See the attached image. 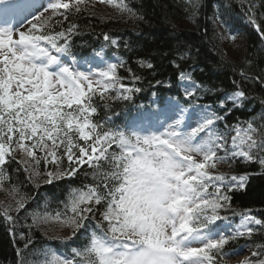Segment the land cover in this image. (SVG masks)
<instances>
[{
    "label": "snow or ice",
    "instance_id": "obj_1",
    "mask_svg": "<svg viewBox=\"0 0 264 264\" xmlns=\"http://www.w3.org/2000/svg\"><path fill=\"white\" fill-rule=\"evenodd\" d=\"M85 2L48 0L46 7L40 5L44 11L37 10L35 15V0L0 9L22 18L31 15L24 19L28 25L24 31L11 25L0 27V187L8 178L4 166L9 162L18 163L35 187H39L34 183L37 178L52 184L83 172L86 180L91 179V183L69 187L63 208L55 215L26 214L24 219L30 216L32 223L21 225L29 232L19 233L27 242L24 249L17 248L16 264H26L23 252L33 243L32 227L49 220L72 230L62 243L79 233L86 241L71 247L67 255L34 250L33 255L42 259L27 264H218V258L241 251L226 246L264 234V219L253 215L252 209L232 207V194L244 190L252 174L231 169L237 162L258 163L264 174V113L237 118L232 124L227 117L248 99L242 82L260 78L241 69V81L233 80L234 90L226 91L198 82L192 72L182 70L177 80L183 101L169 98L162 109L137 112L122 125L112 116L96 120L97 98L106 110L109 100L130 101L142 91L135 83L143 77L128 68L132 83H125L128 78L118 73L125 66L122 59L104 63L97 71H80L63 62L62 56L73 55L72 36L78 27L63 24L72 9L79 12ZM100 2L136 15L126 0ZM239 6L264 41V12L257 13L253 0H239ZM260 6L264 7V0ZM56 27L61 30L55 31ZM104 40L118 47L108 34ZM93 55L101 57L102 52ZM172 63L179 68L175 60ZM137 64L154 67L143 58ZM161 84L172 87L170 81H156ZM209 95L216 99L200 103ZM222 165L229 171H220ZM9 194L19 199L14 208L4 205L0 217L13 225L9 231L15 235L18 218L11 213L25 210L30 197L16 185ZM221 212H231L239 222L232 225L231 218ZM218 221L228 224L221 228ZM241 264H264V242L255 243L251 257Z\"/></svg>",
    "mask_w": 264,
    "mask_h": 264
},
{
    "label": "trees",
    "instance_id": "obj_2",
    "mask_svg": "<svg viewBox=\"0 0 264 264\" xmlns=\"http://www.w3.org/2000/svg\"><path fill=\"white\" fill-rule=\"evenodd\" d=\"M126 2L136 12L135 16L127 12L121 13L117 8L100 0H86L80 5L79 12L72 9L63 24L64 28H67L69 23L78 26L71 42L74 57H84L100 51L107 61L112 56L125 61V66L118 69L120 76L128 78L125 83H132L128 68L143 77L141 81L135 83L142 91L134 93L130 101L109 100L107 103L110 108L106 110L97 98L99 111L96 120L112 116L116 124L122 125L126 118L143 108H151L152 112L157 111L163 106L165 97H179L183 101V95L176 85L178 72L182 70L192 72L198 82L226 91L234 90L233 80L241 81L239 75L241 69L254 78L259 77L258 80L242 82L248 99L244 102L243 108L236 109L228 115L227 123L232 124L237 118L246 120L264 113V106L261 104L264 100V83H261L264 81V41H261L253 27L246 22L239 0H126ZM253 2L257 5L258 14L264 12V7L260 6L262 0ZM45 15H50V12ZM55 19L63 20V17L57 16ZM60 30V27L55 28V31ZM104 34L116 39L118 47L106 42ZM62 42L61 40L60 43ZM185 53L188 54L187 58L181 60L179 57ZM140 58L149 60L154 67L152 69L139 67L137 60ZM174 60L179 68L173 66ZM247 61L251 63L248 64ZM157 80L170 81L172 87L169 89L163 84L156 85ZM215 99L216 97L209 95L200 103H208ZM220 128L223 129V123L220 124ZM4 169L8 178L0 189L8 195L10 201H1L4 204L0 203V210L4 205L15 207L19 195L14 199L9 194L13 185L19 187L21 194L26 193L30 197L25 210L11 213L18 218L15 235L9 231L13 225L0 217V264H16L19 259L16 250L24 249L27 242L20 239L19 233L23 231L27 235L29 232L28 228L21 225L32 223L30 216L27 220L24 219L26 214L40 209L41 205L45 204L44 211L55 215L63 208L61 202L66 200L68 188L91 183V179L86 180L83 172L75 178L52 184H45L42 178H37L34 183L39 187H35L28 181L26 173L18 163L9 162ZM219 170L229 171L227 165L220 166ZM84 171H88L86 166ZM231 171L252 174L246 188L232 194V207L237 211L252 209L254 215L264 219V174H260L262 172L260 165L237 162ZM221 215L237 219L231 212H221ZM31 237L33 243L23 252L26 264L28 261L42 259L41 256L33 255L34 250L47 249L57 252L60 248L63 250V247L81 246L78 241L80 234L65 244L61 239L46 234L38 225L32 227ZM257 242H264V234L253 236L251 241L243 238L233 241L226 248L232 250L248 244L252 250V246ZM224 257L218 258V264H227Z\"/></svg>",
    "mask_w": 264,
    "mask_h": 264
},
{
    "label": "rangeland",
    "instance_id": "obj_3",
    "mask_svg": "<svg viewBox=\"0 0 264 264\" xmlns=\"http://www.w3.org/2000/svg\"><path fill=\"white\" fill-rule=\"evenodd\" d=\"M53 70H55V69H53ZM15 155H16V158H18V159L21 158L20 153L17 152ZM7 197H8V195L3 193L0 189V203L1 204H4L3 202H1L3 200L10 201L9 197L8 198ZM45 207H46L45 204L41 205V208L36 209L35 211L39 212L42 215L44 212H46V211H44L45 209H43ZM37 225L42 230H44L46 234H49L55 238L57 237L59 239H62L64 237H69L71 235V231H72L69 227L61 225L59 222H57L55 220H49L47 222H41ZM45 250H47V249H45ZM47 251H50V250H47ZM248 254H250V250L247 248H242L241 251H238L236 254L229 256L228 262H229V264H239L241 262V260L244 257H246Z\"/></svg>",
    "mask_w": 264,
    "mask_h": 264
},
{
    "label": "bare ground",
    "instance_id": "obj_4",
    "mask_svg": "<svg viewBox=\"0 0 264 264\" xmlns=\"http://www.w3.org/2000/svg\"><path fill=\"white\" fill-rule=\"evenodd\" d=\"M178 76V75H177Z\"/></svg>",
    "mask_w": 264,
    "mask_h": 264
}]
</instances>
